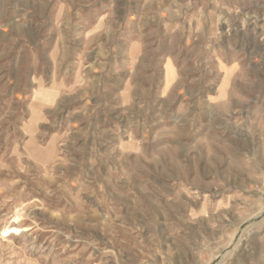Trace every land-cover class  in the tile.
Segmentation results:
<instances>
[{
    "label": "rangeland",
    "instance_id": "374dc122",
    "mask_svg": "<svg viewBox=\"0 0 264 264\" xmlns=\"http://www.w3.org/2000/svg\"><path fill=\"white\" fill-rule=\"evenodd\" d=\"M0 264H264V0H0Z\"/></svg>",
    "mask_w": 264,
    "mask_h": 264
},
{
    "label": "bare ground",
    "instance_id": "6f19581e",
    "mask_svg": "<svg viewBox=\"0 0 264 264\" xmlns=\"http://www.w3.org/2000/svg\"><path fill=\"white\" fill-rule=\"evenodd\" d=\"M40 97L42 98L43 96L40 94ZM18 218H19V216H18V214H17V215H16V218H15V221H17ZM18 230H19V227H17V226H12V227H10V228L4 230V236H3V237H8V236H10L12 233L17 232ZM9 231H11V232L9 233Z\"/></svg>",
    "mask_w": 264,
    "mask_h": 264
}]
</instances>
